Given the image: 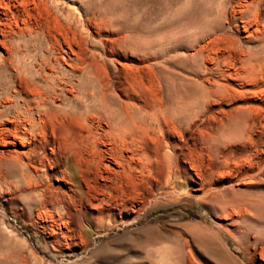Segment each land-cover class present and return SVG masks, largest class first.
<instances>
[{"label": "rangeland", "instance_id": "obj_1", "mask_svg": "<svg viewBox=\"0 0 264 264\" xmlns=\"http://www.w3.org/2000/svg\"><path fill=\"white\" fill-rule=\"evenodd\" d=\"M244 1H51L86 38L85 57L110 75L152 65L161 76L165 106L185 123L164 138L182 140L172 158L180 179L153 186L148 201H127L122 212L114 209L116 218L100 222L98 209L71 199L74 187L49 145L35 141L37 156H22L28 167L0 163V264H264V65L247 76V60L264 61V43L248 36ZM15 29L7 41L17 45L16 61L47 53L42 35ZM216 31L230 35L235 59L209 41ZM0 55H7L2 46ZM171 77L184 81L182 91ZM218 84L230 88L222 99L209 93ZM123 95L110 92L106 101L119 107ZM58 96V110L73 99L66 89ZM28 150L0 144V155Z\"/></svg>", "mask_w": 264, "mask_h": 264}, {"label": "bare ground", "instance_id": "obj_2", "mask_svg": "<svg viewBox=\"0 0 264 264\" xmlns=\"http://www.w3.org/2000/svg\"><path fill=\"white\" fill-rule=\"evenodd\" d=\"M51 1L0 0V46L7 53L0 55V144L20 143L29 149L7 156L1 154L0 163L14 162L23 167L22 156L29 160L37 156L35 141L49 145L54 163L64 166L61 170L64 180L69 179L74 187L71 199L98 209L96 220L102 222L116 216L114 209L119 213L125 210L127 201H148L154 196L153 186H173L180 179L179 166L172 158L181 150L182 140L171 143L164 138L172 130L179 133L185 123L181 115L173 114L165 106V84L152 65L143 68L124 65L110 75L99 60L85 57L86 38L71 17L58 11L55 6L58 2ZM244 2L240 12L247 19L248 36L264 43L261 0ZM15 27L21 31L31 28V34L42 35L47 53H40L29 64L24 58L18 57L16 61L13 56H19L17 45L7 41L17 31ZM209 41L231 59L237 50L230 35L222 31L214 32ZM55 49L61 51L55 54ZM63 50L67 51V57ZM62 63L69 68L62 67ZM263 65V60H247V76L252 71H261ZM3 70L8 71L7 76L2 74ZM84 78L91 87L83 83ZM171 80L176 91H182L184 81L172 77ZM227 87L218 84V88H208L210 96L224 98L229 93ZM63 89L69 90L73 99L58 110L53 98ZM116 90L126 99L122 98L120 106L115 108L107 103L106 95ZM78 92L81 96L76 99L81 100L77 104L74 98ZM198 118L196 115L194 121Z\"/></svg>", "mask_w": 264, "mask_h": 264}]
</instances>
